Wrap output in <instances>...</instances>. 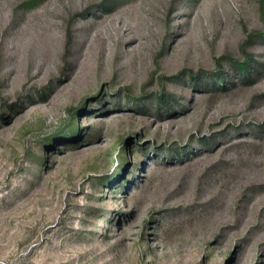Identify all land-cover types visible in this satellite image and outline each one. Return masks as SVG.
Here are the masks:
<instances>
[{"label":"rangeland","instance_id":"rangeland-1","mask_svg":"<svg viewBox=\"0 0 264 264\" xmlns=\"http://www.w3.org/2000/svg\"><path fill=\"white\" fill-rule=\"evenodd\" d=\"M0 264H264V0H0Z\"/></svg>","mask_w":264,"mask_h":264},{"label":"trees","instance_id":"trees-1","mask_svg":"<svg viewBox=\"0 0 264 264\" xmlns=\"http://www.w3.org/2000/svg\"><path fill=\"white\" fill-rule=\"evenodd\" d=\"M243 69L246 70V67H244Z\"/></svg>","mask_w":264,"mask_h":264}]
</instances>
